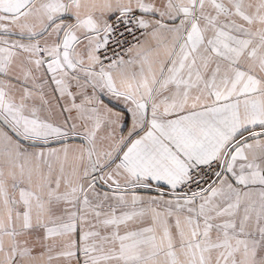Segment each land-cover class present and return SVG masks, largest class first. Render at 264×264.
<instances>
[{
  "label": "snow or ice",
  "instance_id": "6c2138e0",
  "mask_svg": "<svg viewBox=\"0 0 264 264\" xmlns=\"http://www.w3.org/2000/svg\"><path fill=\"white\" fill-rule=\"evenodd\" d=\"M0 264H264V0H0Z\"/></svg>",
  "mask_w": 264,
  "mask_h": 264
}]
</instances>
